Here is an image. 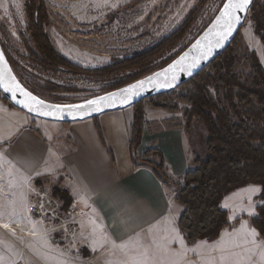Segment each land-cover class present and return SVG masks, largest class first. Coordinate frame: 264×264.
Returning <instances> with one entry per match:
<instances>
[{
    "label": "rangeland",
    "instance_id": "rangeland-1",
    "mask_svg": "<svg viewBox=\"0 0 264 264\" xmlns=\"http://www.w3.org/2000/svg\"><path fill=\"white\" fill-rule=\"evenodd\" d=\"M226 3L227 0H0V45L16 75L37 96L52 103L79 104L110 93L131 74L101 76L96 71L151 50L190 21L182 38L154 62L152 68L159 69L163 60L176 58L207 31ZM255 3L264 6V0ZM36 24L42 26L57 55L76 70L65 71L45 60L34 38ZM232 48L238 54V76L252 74L253 53L264 68V45L255 32L251 12ZM196 86L192 81L167 97L155 99L154 103L180 113L172 126L185 127V112L190 105L180 98ZM208 90L222 105L226 104L224 87L211 85ZM144 102L151 104L150 100ZM191 137L195 147L204 152L207 132L202 123L193 122ZM0 190V222L11 226L4 230L0 227V264H85V257L75 253V244L57 245L53 234L46 233L54 224L44 221L38 210L42 192L48 190L51 198L64 205L55 197L54 187H39L21 177L1 147ZM225 198L222 208L230 211V231L234 224L248 221L258 198L253 187ZM250 237L253 242H264L260 235Z\"/></svg>",
    "mask_w": 264,
    "mask_h": 264
},
{
    "label": "crops",
    "instance_id": "crops-1",
    "mask_svg": "<svg viewBox=\"0 0 264 264\" xmlns=\"http://www.w3.org/2000/svg\"><path fill=\"white\" fill-rule=\"evenodd\" d=\"M134 116L131 107L62 124L36 119L0 98V147L10 166L28 182L69 193L79 216L75 246L99 264H124L131 250L140 246L148 250L153 264H264V242L250 237L253 232L259 236L251 224L256 210L248 221L225 229L214 241H187L179 226L184 207L176 201L175 184L193 168L202 148L195 147L185 127L172 126L179 112L147 104L137 152L160 151L165 167L159 173L137 166L129 134ZM250 187L259 198L258 185L228 196ZM177 234L183 246L173 239ZM121 244L128 247L121 249Z\"/></svg>",
    "mask_w": 264,
    "mask_h": 264
},
{
    "label": "trees",
    "instance_id": "trees-1",
    "mask_svg": "<svg viewBox=\"0 0 264 264\" xmlns=\"http://www.w3.org/2000/svg\"><path fill=\"white\" fill-rule=\"evenodd\" d=\"M249 12L253 15L255 32L264 45V6L254 1ZM189 22L151 50L95 73L101 76L131 73L126 80L111 89L112 92L162 69L175 58L163 60L162 67L157 70L152 68L154 62L182 38ZM33 31L36 44L49 64L65 71H71L72 68L76 70L53 50L40 24H36ZM239 33L222 55L188 82L197 83L193 91L180 98L190 105V109L185 112L188 133H191L193 122L202 123L207 132L204 152L197 154L193 168L187 172L183 181L175 184L176 201L184 207L179 226L191 244L198 240L214 241L223 230L231 226L229 213L221 204L229 194L249 185H258L262 189L256 207L257 215L251 219V224L264 239V68L253 53L252 74L245 78L236 74L238 54L234 53L232 46ZM211 85L226 89L225 105L212 96L208 90ZM168 95L148 100L155 108L174 111L165 104L154 103L155 99ZM3 99L15 108L6 98ZM144 101L133 107L135 116L129 128L130 147L137 166H150L162 173L165 160L160 151L150 150L144 155L137 152L146 125ZM152 158H158L159 161ZM55 187V197L68 209L72 205L71 196L66 190ZM82 253L85 258L89 257L86 250Z\"/></svg>",
    "mask_w": 264,
    "mask_h": 264
},
{
    "label": "water",
    "instance_id": "water-1",
    "mask_svg": "<svg viewBox=\"0 0 264 264\" xmlns=\"http://www.w3.org/2000/svg\"><path fill=\"white\" fill-rule=\"evenodd\" d=\"M254 1L248 0L246 8L237 13L239 19L234 21L231 31L227 34L223 22L218 23L224 11L223 7L214 24L171 63L144 78L94 99L98 102L95 105L89 104V101L72 105L52 103L40 98L19 79L0 45V93L15 108L30 116L62 124L84 122L107 113L126 110L144 100L168 94L197 77L231 46L246 22ZM141 81L144 82L142 86H138L132 92L125 91L132 85H140ZM5 84H8L12 91H7ZM25 93H29L30 96ZM32 97L44 103L37 104Z\"/></svg>",
    "mask_w": 264,
    "mask_h": 264
},
{
    "label": "built area",
    "instance_id": "built-area-1",
    "mask_svg": "<svg viewBox=\"0 0 264 264\" xmlns=\"http://www.w3.org/2000/svg\"><path fill=\"white\" fill-rule=\"evenodd\" d=\"M49 195L48 190L42 192V204L38 208L42 219L54 224L46 233L53 234V241L57 245L70 246L75 244L78 232V211L74 206L65 209L59 200L51 198ZM74 251L79 257H84L80 248L76 247ZM85 264L99 263L94 258H85Z\"/></svg>",
    "mask_w": 264,
    "mask_h": 264
},
{
    "label": "snow or ice",
    "instance_id": "snow-or-ice-1",
    "mask_svg": "<svg viewBox=\"0 0 264 264\" xmlns=\"http://www.w3.org/2000/svg\"><path fill=\"white\" fill-rule=\"evenodd\" d=\"M247 4H248V0H227V3L224 5V11L222 12L221 17L218 20V23H220L221 21L223 22V25L225 28V34H227V32L231 31L234 21L239 19L237 13L239 11H243L246 8ZM218 35H219V33H218ZM172 67H175V66H172ZM173 78H175V77H173ZM143 83L144 82L141 81L140 85H132L130 89H126L125 91L126 92H132L138 86H142ZM4 87L7 91H12V88L8 84H5ZM25 95L30 96L29 93H25ZM32 100L35 101V103H37V104L42 105L44 103L43 101L37 100L35 97H32ZM88 103L95 105L98 102L93 100V101H89ZM44 114L49 115L50 113H44ZM253 235H255L254 232H253ZM173 239L179 241L181 246H183V240L179 236V234H177L175 237H173ZM119 247L121 249H125L128 247V245L127 244H121V245H119ZM131 251L133 254L131 256H129L128 260L124 261V264H153L152 258L149 257L148 250L146 248H143L142 246H140V247L135 248ZM221 258L223 259L224 257L222 256ZM262 258H264V253H262Z\"/></svg>",
    "mask_w": 264,
    "mask_h": 264
},
{
    "label": "bare ground",
    "instance_id": "bare-ground-1",
    "mask_svg": "<svg viewBox=\"0 0 264 264\" xmlns=\"http://www.w3.org/2000/svg\"><path fill=\"white\" fill-rule=\"evenodd\" d=\"M2 192L0 190V196H1ZM0 227L4 230V229H11V226L10 225H7V224H3L0 222ZM32 236H35L34 234H31Z\"/></svg>",
    "mask_w": 264,
    "mask_h": 264
}]
</instances>
